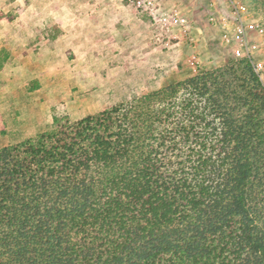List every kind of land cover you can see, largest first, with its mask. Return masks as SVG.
Returning <instances> with one entry per match:
<instances>
[{
	"label": "trees",
	"instance_id": "1",
	"mask_svg": "<svg viewBox=\"0 0 264 264\" xmlns=\"http://www.w3.org/2000/svg\"><path fill=\"white\" fill-rule=\"evenodd\" d=\"M242 2L263 18L264 0ZM0 264H264V85L250 61L53 115L0 148Z\"/></svg>",
	"mask_w": 264,
	"mask_h": 264
},
{
	"label": "rangeland",
	"instance_id": "2",
	"mask_svg": "<svg viewBox=\"0 0 264 264\" xmlns=\"http://www.w3.org/2000/svg\"><path fill=\"white\" fill-rule=\"evenodd\" d=\"M180 5L201 33L195 45L169 35L157 40L148 16L134 6L130 13L144 24L133 23L132 38L114 32L121 21L115 11L99 8V21L91 22L102 0H0V12L13 17L0 20V50L9 54L0 72V148L44 132L53 115L75 121L234 61L211 35L204 10L194 0ZM34 81L38 88L30 90Z\"/></svg>",
	"mask_w": 264,
	"mask_h": 264
},
{
	"label": "built area",
	"instance_id": "3",
	"mask_svg": "<svg viewBox=\"0 0 264 264\" xmlns=\"http://www.w3.org/2000/svg\"><path fill=\"white\" fill-rule=\"evenodd\" d=\"M128 1L148 16L157 40L169 35L171 40L184 37L191 44L198 42L201 33L199 29L194 33L181 5L174 3L166 7L162 0ZM201 10L219 46L227 49L235 60H249L264 85V20L256 17L242 0H207Z\"/></svg>",
	"mask_w": 264,
	"mask_h": 264
},
{
	"label": "crops",
	"instance_id": "4",
	"mask_svg": "<svg viewBox=\"0 0 264 264\" xmlns=\"http://www.w3.org/2000/svg\"><path fill=\"white\" fill-rule=\"evenodd\" d=\"M192 1V0H190ZM196 2V5L199 7V8H203V7H206L207 5V0H194ZM178 2V3H177ZM162 3L168 7V6H171L172 4L174 3H177L180 5V0H162ZM133 4H131L129 1L127 2V4H117V3H114L113 0H110L108 2H106V0H102V6H99V7H96L94 6L93 8V11L96 13L94 17L91 18V22L92 23H97L99 20H98V9L99 8H104V10L106 11L105 14H107V11H115L117 13H119L118 15V18L121 19L120 22H117L115 23L116 25L114 26V32H117L116 34H121V35H126V31L130 32L131 34V37L132 38H135V35L134 33L136 32L134 27H133V23L135 21L137 22H140V23H143L138 17H133L134 15L132 13H130V10L129 8L132 7ZM114 7H116V9H114ZM196 7V6H195ZM136 9V8H135ZM184 10V8H183ZM186 11V9L184 10ZM135 19V20H134ZM150 23V22H149ZM144 24V23H143ZM143 33V30L142 29H139L137 30V34H140L142 35ZM212 35V34H211ZM62 36V35H61ZM59 36V37H61ZM64 37V35H63ZM212 37L210 36L209 37V40L211 39ZM202 39V37H201ZM177 45V44H175ZM97 46H99V44H97ZM225 52H227L226 50L227 49H223Z\"/></svg>",
	"mask_w": 264,
	"mask_h": 264
}]
</instances>
